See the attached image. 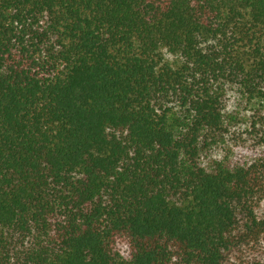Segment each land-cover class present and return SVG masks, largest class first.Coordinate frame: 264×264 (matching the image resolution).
<instances>
[{
  "label": "trees",
  "instance_id": "trees-1",
  "mask_svg": "<svg viewBox=\"0 0 264 264\" xmlns=\"http://www.w3.org/2000/svg\"><path fill=\"white\" fill-rule=\"evenodd\" d=\"M0 264H264V0H0Z\"/></svg>",
  "mask_w": 264,
  "mask_h": 264
}]
</instances>
